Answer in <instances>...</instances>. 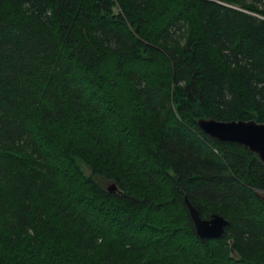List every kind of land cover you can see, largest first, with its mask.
Returning a JSON list of instances; mask_svg holds the SVG:
<instances>
[{"label":"trees","instance_id":"1","mask_svg":"<svg viewBox=\"0 0 264 264\" xmlns=\"http://www.w3.org/2000/svg\"><path fill=\"white\" fill-rule=\"evenodd\" d=\"M200 118L264 122V0H0V264H264V164Z\"/></svg>","mask_w":264,"mask_h":264},{"label":"water","instance_id":"2","mask_svg":"<svg viewBox=\"0 0 264 264\" xmlns=\"http://www.w3.org/2000/svg\"><path fill=\"white\" fill-rule=\"evenodd\" d=\"M197 123L204 133L216 140L242 144L251 152L256 153L264 164V122L253 119L224 121L214 118H200ZM107 188L109 191L118 189L114 182ZM259 194L264 201V192ZM186 203L199 237L202 239L218 238L225 234L226 227L230 224L225 216L213 213L209 218H204L188 198Z\"/></svg>","mask_w":264,"mask_h":264},{"label":"rangeland","instance_id":"3","mask_svg":"<svg viewBox=\"0 0 264 264\" xmlns=\"http://www.w3.org/2000/svg\"><path fill=\"white\" fill-rule=\"evenodd\" d=\"M82 166H83V168H84V170L89 174L90 172H91V170H90V168L87 166V165H85V164H83L82 163ZM102 182V184L104 185V186H109V185H112V183L113 182H109V181H101Z\"/></svg>","mask_w":264,"mask_h":264}]
</instances>
